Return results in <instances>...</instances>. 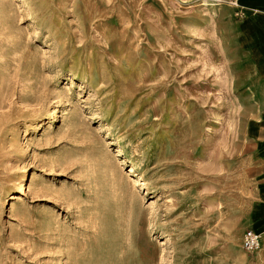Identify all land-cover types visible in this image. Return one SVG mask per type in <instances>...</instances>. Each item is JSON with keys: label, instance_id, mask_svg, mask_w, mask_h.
<instances>
[{"label": "rangeland", "instance_id": "rangeland-1", "mask_svg": "<svg viewBox=\"0 0 264 264\" xmlns=\"http://www.w3.org/2000/svg\"><path fill=\"white\" fill-rule=\"evenodd\" d=\"M241 8L0 0V264H76L95 238L91 264H264V229L242 245L264 118L238 92ZM101 159L126 201L108 183L97 207Z\"/></svg>", "mask_w": 264, "mask_h": 264}, {"label": "crops", "instance_id": "crops-1", "mask_svg": "<svg viewBox=\"0 0 264 264\" xmlns=\"http://www.w3.org/2000/svg\"><path fill=\"white\" fill-rule=\"evenodd\" d=\"M240 3L244 42L240 60L241 74L237 80L238 92L244 99L246 97V100L258 106L254 108L253 115L264 118V0H240ZM253 128L255 144H263L258 158L260 162L257 170L261 172L257 175V181L260 183V204L264 213V123H257ZM254 228L259 232L264 229V215L263 219L255 222Z\"/></svg>", "mask_w": 264, "mask_h": 264}, {"label": "bare ground", "instance_id": "bare-ground-1", "mask_svg": "<svg viewBox=\"0 0 264 264\" xmlns=\"http://www.w3.org/2000/svg\"><path fill=\"white\" fill-rule=\"evenodd\" d=\"M22 6L23 5H21V7ZM96 165H97L96 167L98 169L96 170L97 175L95 174L96 175L95 179L97 180L95 182V185L98 187V190H97L98 193H97L96 200H95V198H94V200L97 203V207H100L101 205H104V206L107 205L106 203L110 200L118 199L119 201H126V198L123 196L124 191L122 190V188L124 186L122 183L123 181H122L121 177H119V175L117 176L116 174L111 173V169H112V167L110 166L111 164L109 165V162L107 163L105 161V159H101L100 161H97ZM132 171H133V167H132ZM108 183H111L113 185L112 190L114 191V194L111 196H113V198L116 197V199H113L110 195H108V193L110 191V188L108 189V186H106V184H108ZM132 185L134 187H139V186H144L145 183H144L143 179L134 178ZM113 229L114 228H110L109 233L110 232L113 233ZM105 230L108 231V229H105ZM95 239L91 240V241L88 240L85 242H79V243H76L75 245H73L74 248L78 249L77 258H75L76 264H91L90 262L92 260V257H90L87 253H88V247H90V250H92L91 252L94 251V249H95L94 245H96V243H94Z\"/></svg>", "mask_w": 264, "mask_h": 264}, {"label": "built area", "instance_id": "built-area-1", "mask_svg": "<svg viewBox=\"0 0 264 264\" xmlns=\"http://www.w3.org/2000/svg\"><path fill=\"white\" fill-rule=\"evenodd\" d=\"M262 234L254 228L245 230L242 238V245L248 252H255L261 246Z\"/></svg>", "mask_w": 264, "mask_h": 264}]
</instances>
